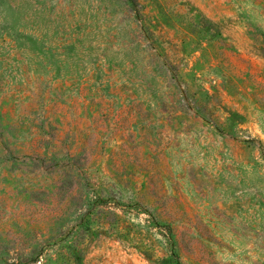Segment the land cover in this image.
<instances>
[{
  "label": "rangeland",
  "instance_id": "1",
  "mask_svg": "<svg viewBox=\"0 0 264 264\" xmlns=\"http://www.w3.org/2000/svg\"><path fill=\"white\" fill-rule=\"evenodd\" d=\"M0 264H264V0H0Z\"/></svg>",
  "mask_w": 264,
  "mask_h": 264
}]
</instances>
